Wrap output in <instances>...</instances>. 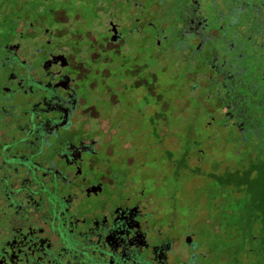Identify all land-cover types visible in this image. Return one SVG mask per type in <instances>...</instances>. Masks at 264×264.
Wrapping results in <instances>:
<instances>
[{
  "label": "flooded vegetation",
  "instance_id": "obj_1",
  "mask_svg": "<svg viewBox=\"0 0 264 264\" xmlns=\"http://www.w3.org/2000/svg\"><path fill=\"white\" fill-rule=\"evenodd\" d=\"M163 60L170 102H198L206 134H171L159 161L158 113L136 112L157 139L143 149L117 95L158 100ZM245 145L246 166L224 155ZM123 152L134 179L110 168ZM192 167L264 181V0H0V264H204L174 218ZM249 201L264 216V191Z\"/></svg>",
  "mask_w": 264,
  "mask_h": 264
},
{
  "label": "rangeland",
  "instance_id": "obj_2",
  "mask_svg": "<svg viewBox=\"0 0 264 264\" xmlns=\"http://www.w3.org/2000/svg\"><path fill=\"white\" fill-rule=\"evenodd\" d=\"M91 20L92 18H90ZM163 61H160L156 69L157 77L160 80L157 90L159 91L158 100L150 98L148 103H145L144 97L141 96L145 93L143 87V89L139 88L140 92L138 89L133 92L130 89L125 90V100H122L119 93L117 95L118 101L121 102L119 107L124 112V121L132 122L131 129L137 130L139 133L134 135L138 137L140 147L144 149L151 144V141L157 142L158 139L159 146H155V153L151 158H158L159 161L167 159L164 150L171 134L181 144L186 141L189 133L191 135L189 141L192 140L193 129L198 131L201 136L206 134L204 129H199L201 113L198 112L201 110L198 102L191 100L189 104L184 106L175 104V107L170 102L171 80L168 70L171 65L167 60ZM107 105L109 106V104ZM145 105L153 107L158 113L156 125L159 134L156 140L152 137L150 139L145 137L146 133L151 132L148 124L150 113H136L139 110H145ZM133 112L136 115L129 116V113ZM159 117L161 118L159 119ZM185 119L190 121L187 122ZM126 128H128L127 125L123 130L128 131ZM181 144L174 150L176 157L182 153ZM224 155L232 163L240 164L242 162L246 166L250 161L249 149L246 145L240 147L237 154H233L231 150L225 148ZM124 157V152L123 154L115 153L110 162V168L112 171L124 173L127 177L134 179L137 163L135 161L131 165H127L124 162ZM146 161L148 160L146 159ZM174 170V166L170 168L168 163V168H165L166 177H172ZM191 171H193V167L190 170H180L182 183L187 181L191 184L188 185L189 189L184 190V193L178 194V199L175 200L174 218L176 223L186 222L190 231L196 234L197 245H202V251L207 253V258H203L204 264H264V229L262 227L264 216L261 211L255 209L256 201L254 203L249 201L251 196L260 198L264 191V181L261 179V182H252L251 184L243 182L237 190L235 189L237 188L236 184L228 185V181L224 179L204 178L202 180L193 176ZM258 175L261 176L262 172H258ZM174 183L182 186L181 182ZM164 202V205H170L167 200Z\"/></svg>",
  "mask_w": 264,
  "mask_h": 264
}]
</instances>
